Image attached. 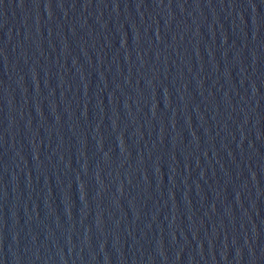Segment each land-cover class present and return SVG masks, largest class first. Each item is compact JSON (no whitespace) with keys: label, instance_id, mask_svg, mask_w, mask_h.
I'll return each mask as SVG.
<instances>
[{"label":"water","instance_id":"obj_1","mask_svg":"<svg viewBox=\"0 0 264 264\" xmlns=\"http://www.w3.org/2000/svg\"><path fill=\"white\" fill-rule=\"evenodd\" d=\"M0 264H264V0H0Z\"/></svg>","mask_w":264,"mask_h":264}]
</instances>
